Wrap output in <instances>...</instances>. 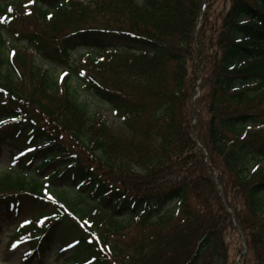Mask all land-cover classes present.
I'll use <instances>...</instances> for the list:
<instances>
[{
  "label": "trees",
  "instance_id": "obj_1",
  "mask_svg": "<svg viewBox=\"0 0 264 264\" xmlns=\"http://www.w3.org/2000/svg\"><path fill=\"white\" fill-rule=\"evenodd\" d=\"M214 2L0 0V216L25 217L24 264L55 245L59 264H237L239 232L238 264H264V0Z\"/></svg>",
  "mask_w": 264,
  "mask_h": 264
},
{
  "label": "rangeland",
  "instance_id": "obj_2",
  "mask_svg": "<svg viewBox=\"0 0 264 264\" xmlns=\"http://www.w3.org/2000/svg\"><path fill=\"white\" fill-rule=\"evenodd\" d=\"M10 1H15V0H10ZM225 5L224 0H215V2L213 3V9H216L218 12L220 10H223L221 8H223V6ZM229 3L226 2V6H228ZM21 16H24V14H22ZM35 25V28H37V30H39L41 33H44L43 31L46 30L48 31V34L51 35L49 33V29L47 28V26L44 23L41 22H34L33 23ZM21 53V52H19ZM79 54V55H78ZM94 55L93 52L90 51H86V50H81L77 53H74V56L79 57L80 55ZM26 62L30 59V56L27 55L25 56V58H23ZM34 62L36 65H38L39 67L42 68V70H47L49 71V74L51 75V77L54 80H57V82H60L62 79V76L64 74V72L60 69L55 67V69L50 68L46 65L45 62H42L40 60V58L36 55L34 58ZM94 71L95 73V69H91ZM15 80L16 82H14L15 87L20 91V93L25 94L24 96H28L30 90L32 89L33 86V82H31L28 78V75L26 72H22L19 77L15 76ZM75 87V85H74ZM77 88V87H76ZM78 89V88H77ZM39 97L36 98L35 100L38 101L42 106L43 109H41L42 113L39 108H34V111L29 110L32 115H35L36 120H38L41 124L44 123H48L49 121H52V124L55 125L58 122V119H55L56 112L57 110H61L63 107V101L62 98V88L60 86H58V91L54 92V91H45L43 90L42 92L38 93ZM81 98L84 99L87 96L83 93H81ZM88 99V97H87ZM91 100L89 99V102ZM92 105V103H90ZM93 106V105H92ZM93 110H96V108L92 107ZM33 110V109H32ZM97 112V111H96ZM46 115L48 117V120L46 118ZM110 116V114H107ZM59 122L62 123H66L65 119L63 121ZM64 125V124H63ZM66 129L67 128L66 124L64 125ZM76 128L83 134L86 135V137L88 138H92L94 139L95 135L93 133V129L91 131V129L89 128H85L82 124H78L76 126ZM77 131V130H76ZM82 135V136H83ZM81 136V135H80ZM81 136V138H82ZM88 149H85L86 155L90 156L91 154V143L89 142V146H87ZM14 154V152H13ZM92 159V158H91ZM94 160V159H93ZM38 161H35V164H37ZM13 162L12 159L10 157L9 154V148L5 145L2 144L0 145V175H3L7 172H14V168L12 167ZM111 169H100V172L102 174H105L106 177H108L109 179H111V181L115 178V176L117 174L120 173V171H124L127 169V167H129V165L127 164V162H119L117 160L113 161L111 164ZM135 171H138L137 169L134 168ZM14 174V173H13ZM25 218L24 216H21L18 218V220L14 221L11 218H8V220H11L12 222H7L6 219L4 217H0V264H24V262L27 260V257L30 255V251H28L29 249V244H27L26 242H20V234H19V230H17V227L19 225H21L23 222H25ZM24 220V221H23ZM21 222V224H20ZM17 231V232H16ZM12 235L16 236V242L10 244L8 239L9 237H11ZM227 242L229 243V248H230V254H232V256L237 260V253H238V247L240 245V236L237 233H230L227 236ZM21 243V244H18ZM59 249L58 245H55L54 248H51L50 251H45L42 252L40 257H31L28 258V263L27 264H59L61 262V258H58L57 256V250ZM70 253H66V255H64L63 257H67L69 256ZM62 257V258H63ZM27 262V261H26Z\"/></svg>",
  "mask_w": 264,
  "mask_h": 264
}]
</instances>
